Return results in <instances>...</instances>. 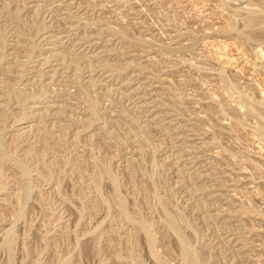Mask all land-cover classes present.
I'll return each instance as SVG.
<instances>
[{
	"label": "rangeland",
	"instance_id": "obj_1",
	"mask_svg": "<svg viewBox=\"0 0 264 264\" xmlns=\"http://www.w3.org/2000/svg\"><path fill=\"white\" fill-rule=\"evenodd\" d=\"M0 264H264V0H0Z\"/></svg>",
	"mask_w": 264,
	"mask_h": 264
}]
</instances>
